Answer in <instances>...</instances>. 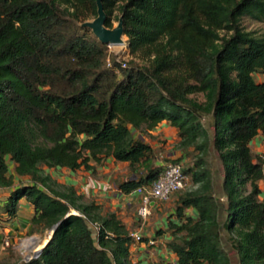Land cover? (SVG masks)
Wrapping results in <instances>:
<instances>
[{"label": "trees", "instance_id": "trees-1", "mask_svg": "<svg viewBox=\"0 0 264 264\" xmlns=\"http://www.w3.org/2000/svg\"><path fill=\"white\" fill-rule=\"evenodd\" d=\"M97 1L0 0V189H12L0 221L25 199L32 234L59 225L39 258L13 264H132L118 215L49 171L113 160L131 175L120 193L149 187L163 167L146 136L163 122L194 161L169 228L176 264H264V161L251 149L264 138V81L254 77L264 74V33L242 26L264 24V0H104L107 27L119 6L129 53L143 63L129 69L109 67V47L82 28L98 17ZM11 163L29 182L15 185Z\"/></svg>", "mask_w": 264, "mask_h": 264}, {"label": "crops", "instance_id": "crops-1", "mask_svg": "<svg viewBox=\"0 0 264 264\" xmlns=\"http://www.w3.org/2000/svg\"><path fill=\"white\" fill-rule=\"evenodd\" d=\"M254 77L257 82L264 81V74H256ZM166 126H169V124L163 122L150 133L155 135L159 132L160 128ZM175 132L177 134L176 130ZM251 149L254 154L256 153L258 154L257 156L263 158L264 138L262 136L256 137L251 142ZM180 155L182 154L180 153ZM157 164L159 166L163 165L160 161ZM119 168H128V165L115 163L113 160H110L108 164L98 166L95 171H87L85 168H82L77 172L68 169L50 170L49 172L59 183L74 186L78 190V193L83 195L87 201L95 202L102 208L104 215L116 213L131 234H139L142 236L143 242H133L131 247L130 259L132 264H176L177 258L168 248V244L172 240L169 232L170 223H180V219L175 216L177 203H175V208L173 207L174 209H171L170 214L166 212L167 203H152L150 206V215L145 220L141 219L138 215V210L141 206V197L136 193L124 195L117 190L118 183L129 180L130 178L123 177V175L128 173V170L123 174L120 173ZM10 175L14 177L16 186L20 183L29 182V179L17 176L15 173V164L13 163L10 164ZM118 176L122 179L115 181V179H118ZM260 188L264 196V181L261 182ZM11 191L12 189H0V205L8 200ZM186 213L187 215H193L194 211L189 209ZM34 216V208L25 199H22L16 218L8 219L5 217L0 221V245L10 236L17 237L23 235L24 232V235H30L34 239V241H30L31 246L27 249L30 250L32 248L34 250L38 244L40 246L36 251H39L48 239L46 240L45 234L31 233V221ZM150 241H155L156 245H149Z\"/></svg>", "mask_w": 264, "mask_h": 264}, {"label": "rangeland", "instance_id": "rangeland-1", "mask_svg": "<svg viewBox=\"0 0 264 264\" xmlns=\"http://www.w3.org/2000/svg\"><path fill=\"white\" fill-rule=\"evenodd\" d=\"M118 7L119 6H117L116 10L114 11L113 16L111 17V20H112L111 29H114L118 26L119 20L121 18V14H120ZM61 8L63 9V7ZM94 20L95 18L92 17L88 19L86 22H92ZM242 26L248 32L259 31L260 33H264V24L256 23L250 19H244ZM124 41H125V45L123 46L108 48V52H109L108 66L110 63L111 65L114 64V60L118 63L119 66H122V69H129L131 64L134 62L142 65L143 63L141 60H137L130 55L129 49H128V42H127L128 38L126 36L124 37ZM124 63L127 64V68L123 66ZM199 99L202 100V97L199 96ZM205 123L207 124V126H209V124L211 123V120L207 119ZM177 139H178L177 134L170 125L160 128L159 132H157V134L155 135L149 133L146 136V141H148V143H150L152 146L154 145L153 149H154L156 163L158 161L162 163L163 161H177L178 160L180 161V163L183 165L184 168L193 167L194 161L192 157L183 158V156L180 155V153H177V151L175 150L174 145L176 144ZM255 155H258V154L255 153ZM207 161L209 163V168L211 169V171H213L214 176H215V182L217 184L216 195L217 197L220 198L222 197V192L220 188L221 183H222V172L220 170L221 166L219 164V160L217 158L216 153L213 152L211 156L208 157ZM126 170H128V168H119L120 173H123V174L126 172ZM128 173H129V170H128ZM128 173L126 175H123V177L124 178L130 177V173L129 174ZM121 179L122 178L118 176V179H115V181H120ZM190 184H191V178L189 175L188 186ZM181 193L182 191L175 194L169 201L165 202L168 204V206H166L167 214H170L171 209L175 208V203L178 202V198L181 195ZM91 228L93 230L94 237H97L96 230L93 228V226H91ZM45 235H46V240H47L49 236L51 235V231H48ZM226 238H227V235H226ZM31 239L32 237H30V235H27V234L24 235V232H23V235H19L17 237L10 236L7 239L10 241V247L6 248L4 246V243H2L3 245L2 244L0 245V261H8L13 264L16 262H21V261L25 262L26 259L31 258L33 256L32 252L36 250V249L32 250V248H30V250L27 249L29 247L28 242H30ZM227 249L229 250V246L227 247Z\"/></svg>", "mask_w": 264, "mask_h": 264}, {"label": "built area", "instance_id": "built-area-1", "mask_svg": "<svg viewBox=\"0 0 264 264\" xmlns=\"http://www.w3.org/2000/svg\"><path fill=\"white\" fill-rule=\"evenodd\" d=\"M110 66L111 63L109 64ZM123 66L127 68L126 63ZM262 160L264 161V157ZM162 163L163 173L158 180L153 185L141 187L134 192L141 197V206L138 210V215L141 219L145 220L150 215V206L152 203L167 202L188 185L189 178L184 173L181 163H174L172 161H163ZM93 228L98 233V227L93 226ZM131 237L135 243L143 242V238L139 234H131ZM149 245L154 246L156 242L150 241ZM4 246L6 248L10 247V241L6 240Z\"/></svg>", "mask_w": 264, "mask_h": 264}, {"label": "water", "instance_id": "water-1", "mask_svg": "<svg viewBox=\"0 0 264 264\" xmlns=\"http://www.w3.org/2000/svg\"><path fill=\"white\" fill-rule=\"evenodd\" d=\"M97 5H98V17L92 21V22H85L82 24V28L84 29H89L94 37L102 44V45H106L108 47H118V46H123L125 45V41H124V37L125 35V23H124V19L121 17L119 20V24L116 28L111 29L107 27V22H108V14L105 10L104 7V0H98L97 1ZM59 225L55 226L52 231L51 234L49 236V241L52 239L53 235L55 234L57 228ZM32 241H34V239H31ZM40 245L37 244V246L35 247V249L37 250L38 247ZM47 246V245H46ZM45 246V247H46ZM45 247H43L41 250L33 251V256L31 258L26 259L25 262H29L33 259H37L41 256L42 251L45 249Z\"/></svg>", "mask_w": 264, "mask_h": 264}, {"label": "bare ground", "instance_id": "bare-ground-1", "mask_svg": "<svg viewBox=\"0 0 264 264\" xmlns=\"http://www.w3.org/2000/svg\"><path fill=\"white\" fill-rule=\"evenodd\" d=\"M51 235H52V234H51ZM48 241H49V239H48L47 242L43 245V247H45V246L48 244ZM29 243H30V242H28V245H29V247H30L31 244H29ZM26 245H27V244H26ZM29 247H28V248H29ZM43 247H42V248H43ZM42 248H41V249H42ZM41 249H40V250H41Z\"/></svg>", "mask_w": 264, "mask_h": 264}]
</instances>
